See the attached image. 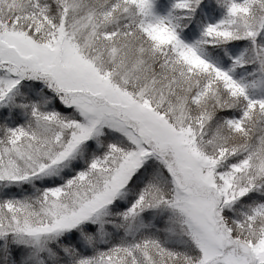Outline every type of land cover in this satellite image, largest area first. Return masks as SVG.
<instances>
[{
	"label": "snow or ice",
	"instance_id": "snow-or-ice-1",
	"mask_svg": "<svg viewBox=\"0 0 264 264\" xmlns=\"http://www.w3.org/2000/svg\"><path fill=\"white\" fill-rule=\"evenodd\" d=\"M0 264H264V0H0Z\"/></svg>",
	"mask_w": 264,
	"mask_h": 264
}]
</instances>
